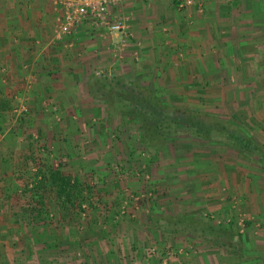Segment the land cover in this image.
Returning <instances> with one entry per match:
<instances>
[{
    "label": "crops",
    "instance_id": "0c3cea01",
    "mask_svg": "<svg viewBox=\"0 0 264 264\" xmlns=\"http://www.w3.org/2000/svg\"><path fill=\"white\" fill-rule=\"evenodd\" d=\"M183 2L118 0L112 11L124 19V33L83 21L63 34L61 0H0V264H54L56 244L83 243L81 233L72 240L66 231L60 242L50 225L33 230L22 210L33 164L28 149H51L68 163L80 162L85 148L101 153L107 147L106 122L97 127L90 118L112 109L84 91L94 74H117L174 104L239 119L256 146L264 147V0ZM32 136H39L37 142ZM192 166L209 210L225 204L229 194L264 209L258 186L264 175L252 174L248 163L231 172L211 167L201 173V165ZM122 226L110 222L113 232L89 239L82 264H121L120 251L128 256L126 264H155L131 249L151 240L143 233L126 237L117 230ZM198 254L175 263L213 264V252Z\"/></svg>",
    "mask_w": 264,
    "mask_h": 264
},
{
    "label": "rangeland",
    "instance_id": "374dc122",
    "mask_svg": "<svg viewBox=\"0 0 264 264\" xmlns=\"http://www.w3.org/2000/svg\"><path fill=\"white\" fill-rule=\"evenodd\" d=\"M84 91L90 96L87 84ZM172 93L174 91L169 94ZM163 100L171 106L197 110L190 105L174 104L171 99ZM108 107L112 110L103 112L101 118V115L90 118L91 125L97 127L106 122L107 147L102 149L103 152L85 148V153L79 155L83 156L80 162L71 158L67 163L58 158L61 154L56 156L51 149L41 150L39 146L28 149L33 164L26 174L29 175L25 185L27 196L24 193V209H21L24 222L33 230L40 224L50 225L48 229L59 241L63 240L66 231L73 236L72 240L74 237L78 240L79 233L83 234L82 244H56L59 250L53 255L54 264H82L84 246L89 245V239L101 236L100 231L104 234L113 232L108 228L110 222H118L119 226L122 223L117 230H124L123 234H128L126 237L143 233L144 238L151 240L146 244L140 242L134 248L131 244L133 252L142 255L145 263L176 264L175 261L185 258L194 261L196 256L200 258L198 253L208 251L218 260H212L213 264H263L264 209L258 208L254 200L249 202L246 197L244 202L239 195L229 194L225 204L209 210L205 205L207 201L201 199L203 188L194 176L196 171L192 165H201V173L202 168L211 171V167H215L214 170L224 167L225 171L231 172L248 163L252 174L264 175V147H257L255 152L243 151L234 144L223 142L224 136L221 138L219 133L214 134L213 141H201L186 127L171 125L160 140L159 148L152 149L154 144L142 141L136 123L139 118L132 107L121 102ZM212 116L239 127L254 139L247 131L249 127L239 119ZM55 121L59 122V117L56 116ZM32 137V142L39 139V136ZM213 161L216 164L211 165ZM54 170L70 177L73 188L69 202H64V197L60 198L50 183V173ZM259 182L258 186L261 185L264 191V176ZM102 248L105 250L107 246ZM121 253V264H126L128 256ZM219 256L224 259L220 260ZM130 262L133 264L132 260ZM136 263L143 264L141 260ZM207 263L210 262L207 260Z\"/></svg>",
    "mask_w": 264,
    "mask_h": 264
},
{
    "label": "trees",
    "instance_id": "16d2710c",
    "mask_svg": "<svg viewBox=\"0 0 264 264\" xmlns=\"http://www.w3.org/2000/svg\"><path fill=\"white\" fill-rule=\"evenodd\" d=\"M87 93L107 106L121 102L124 106L132 107L139 118L136 123L142 141L144 144L148 142L154 144L152 149L159 148L162 143L160 140L164 135L166 136L171 125H181L201 141H213L214 134L219 133L221 138L224 136L223 142L234 144L243 151L258 150L244 130L231 125L228 121L207 112L171 106L152 88L127 81L117 74L101 73L90 76ZM50 177V183L57 189L58 196L64 197V202H69V197L72 195L70 191L73 188L69 182L70 177L60 170L51 172Z\"/></svg>",
    "mask_w": 264,
    "mask_h": 264
},
{
    "label": "built area",
    "instance_id": "2783aa9c",
    "mask_svg": "<svg viewBox=\"0 0 264 264\" xmlns=\"http://www.w3.org/2000/svg\"><path fill=\"white\" fill-rule=\"evenodd\" d=\"M118 0H61L64 14L59 31L63 34L70 32L77 23L87 21L91 25L110 33H124L125 22L112 10ZM192 0H184L180 5L191 4ZM26 109L22 108L21 112Z\"/></svg>",
    "mask_w": 264,
    "mask_h": 264
}]
</instances>
